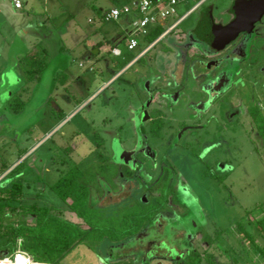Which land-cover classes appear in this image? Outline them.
Instances as JSON below:
<instances>
[{"label": "rangeland", "instance_id": "1", "mask_svg": "<svg viewBox=\"0 0 264 264\" xmlns=\"http://www.w3.org/2000/svg\"><path fill=\"white\" fill-rule=\"evenodd\" d=\"M234 1L206 0L198 10L197 0L181 4L176 19L183 18L182 32L165 33L172 42L157 44L129 67L148 45L129 51L125 39L119 45L123 55L113 57L109 43L122 24L98 19L105 7L127 0H55L49 30L53 43L66 49L53 59L59 82L68 76L73 95L44 81L30 96L20 79L0 86V155L8 164L0 184L18 180L24 187L14 210L5 211L4 225L18 220L21 206L33 204L78 222L52 185L79 164L89 204L102 218L122 220L141 208L140 200L151 208L163 202L164 208L130 240L103 246L86 239L59 264H177L163 253L175 256L191 246L201 253L208 248L216 264H264L237 227L243 223L264 249L258 226L264 218V144L248 115L252 104L264 113V17L258 33L241 35L218 53L193 33L209 6L215 25L232 22ZM98 41L106 46L87 59ZM214 57L218 65L210 71L200 65ZM225 76L230 82L218 91ZM15 98L27 102L21 114L7 109ZM21 164V174L11 176ZM205 236L215 239L210 247Z\"/></svg>", "mask_w": 264, "mask_h": 264}, {"label": "trees", "instance_id": "2", "mask_svg": "<svg viewBox=\"0 0 264 264\" xmlns=\"http://www.w3.org/2000/svg\"><path fill=\"white\" fill-rule=\"evenodd\" d=\"M164 32L163 24H159L150 31L146 40L152 43ZM193 33L197 34V41L203 44L207 42L209 47L214 50V38L205 21H200ZM24 60L29 68L25 79V84L28 85L40 78L46 68V63L40 60L35 51L29 52ZM24 108L25 101L20 98L13 99L7 107L14 113H18ZM248 115L264 144V113L259 105L252 104L248 107ZM156 129L159 131L161 125ZM22 166L21 164L12 172L11 176L20 175ZM7 170L8 164L0 155V175ZM52 190L63 202H69L70 211L77 215L80 222H71L63 218L51 207L33 204L21 206L18 220L12 224L4 225L5 211L9 207L12 208V204L21 201L24 187L23 183L18 180L11 181L7 186L0 184V258L12 256L20 248L36 262L59 264L71 249L85 242L86 239L92 238L96 242L102 243L103 246H114L117 242L130 240L154 224L155 216L164 208L163 202L154 204L151 208L150 201L140 200L141 208L136 211L129 210L124 214L122 220L102 218L98 215L96 207L89 204L91 191L80 173L79 164H75L69 171L63 173L52 185ZM12 209L14 210V208ZM29 217L32 219L29 220ZM243 225V223L237 224L241 236L248 240L256 251L264 252V249L255 245L254 236ZM258 226L264 233V218L258 221ZM203 241L207 247H210L215 239L205 236ZM176 253L175 256H172L171 252H165L163 255H165L164 258L174 260L177 264H204V261L208 264H216L208 248L201 253L196 247L191 246L187 252L183 253L178 250Z\"/></svg>", "mask_w": 264, "mask_h": 264}, {"label": "crops", "instance_id": "3", "mask_svg": "<svg viewBox=\"0 0 264 264\" xmlns=\"http://www.w3.org/2000/svg\"><path fill=\"white\" fill-rule=\"evenodd\" d=\"M21 1L23 3V7L21 9H16L13 5L12 0H9V2L5 0L2 2V4H0V86L6 85L5 82L8 79L11 80L12 78H17L22 81L23 93H27V95L30 96L31 89L34 88V86H36L37 84H40L44 81L45 83L49 82L48 85L53 90H56L59 87L57 85H59L60 83L62 88L67 93H70L71 95H73L71 92H69L70 82H69L68 76L63 78L62 82H59V79H58L59 75L57 74L59 72L58 66H57L59 63L57 59L56 60L53 59V57L60 55L66 49L65 46L60 47L58 44L53 43L52 37H51V31L49 30L53 25L52 20H51L52 14H50V12H53L52 8H55V3H53L55 0H43V4H41L42 3L41 0H21ZM132 1L133 0H127L126 3L119 5V6L112 5V6L105 7L103 10H101V12H99L100 16L98 17V19L101 18L103 20L104 13L108 11L109 9L122 8L124 6H128L131 4ZM197 1H198L197 2L198 4L202 0H197ZM204 3L205 2H203L200 5V7H202ZM29 6L33 7L32 11L34 10V7H35L36 8L35 11L32 13H29ZM37 6H40V8H38ZM182 10H183V6L180 5L178 7V12ZM93 11H97V8L95 7ZM138 17H139L138 11H132L129 15H123L118 21H116L122 24V28L118 32V34H116L113 37L111 43H109V45L111 46L110 48L111 50L114 47L119 48V45L122 44L125 39L127 40V38L133 33L134 27L132 23L135 22L138 19ZM182 19L183 18H180L177 20L176 17H173L165 21V23H163L165 32H166V27L172 26L178 22L181 23ZM89 23L93 24L94 20H89ZM155 27L151 26L150 29L152 30ZM176 30L178 32H182L179 29V26ZM165 32L162 35H164ZM160 37L156 39L154 42H152V43L156 42L155 47L157 44L161 42H165L167 40L165 38L160 40ZM168 41L170 43L173 41V39L169 38L167 42ZM144 44H147L149 46L151 43H149L146 39L141 38V43H140L139 48H142ZM105 46H106V43L102 41H98L94 43L92 46V49H96L95 51L97 52H94V53L90 52V54L87 55V59L91 60V59H96L97 57H99L101 53V49H103V47ZM148 46H146V48ZM139 48H137L136 50H138ZM146 48H144V50ZM32 51H35L38 54L40 60L46 63V68L41 73L40 78L38 80H35L34 82L26 85L25 79L27 78V72L29 68L26 64V61L24 60V57L29 52H32ZM141 54L142 52H140L138 56L134 60H132L129 67H132L134 63L137 61L141 62L142 58L144 57V56H141ZM122 55H123V52H122ZM112 56L114 57V55ZM101 59H103V57ZM82 65L83 66H80V67H85L84 64ZM107 68L109 69L111 73H113L109 67ZM117 75L114 76L112 79L115 80L116 78L120 76V75L118 76ZM85 87L86 86L82 84L80 85V88H82L83 91H85ZM73 97L76 98L75 96ZM26 103L27 102L25 101V105ZM56 109L58 108L56 107ZM22 111L19 112V114H21ZM260 220L261 218L258 219V221ZM250 222H252V220H250ZM259 253L262 257H264V252L259 251Z\"/></svg>", "mask_w": 264, "mask_h": 264}, {"label": "built area", "instance_id": "4", "mask_svg": "<svg viewBox=\"0 0 264 264\" xmlns=\"http://www.w3.org/2000/svg\"><path fill=\"white\" fill-rule=\"evenodd\" d=\"M188 0H133L130 5L122 8H112L106 11L103 15L105 22H116L123 15H129L132 11H138V19L132 23L134 27L133 33L127 38V49L134 51L140 47L141 38L146 39L149 35L151 26H157L165 23L170 18L176 17L178 14V7L187 2ZM206 0H202L194 10L198 9L200 5ZM13 5L16 9H21L23 3L21 0H12ZM189 15V13L187 14ZM180 22L166 27V34L172 30H176ZM165 35V34H164ZM162 36L161 40L164 38ZM155 43H151L144 51L141 56H145L151 49L155 47ZM112 55L120 57L122 51L118 47H114L111 50ZM80 66H83L82 64ZM264 108V107H263ZM20 246V242H19ZM0 264H47L36 262L26 252L20 248L12 255L4 258H0Z\"/></svg>", "mask_w": 264, "mask_h": 264}, {"label": "water", "instance_id": "5", "mask_svg": "<svg viewBox=\"0 0 264 264\" xmlns=\"http://www.w3.org/2000/svg\"><path fill=\"white\" fill-rule=\"evenodd\" d=\"M212 10L213 6H209L204 11L205 23L214 38V50L220 52L230 44L234 43L241 35L247 34L249 36L255 30L256 24L264 17V0L234 1L232 7L234 19L225 26L214 24ZM217 65L218 61H211L207 64V69L210 70ZM224 83V80L220 82L217 88L218 91L224 86ZM148 119L149 114L146 111L143 114V120L146 121Z\"/></svg>", "mask_w": 264, "mask_h": 264}, {"label": "flooded vegetation", "instance_id": "6", "mask_svg": "<svg viewBox=\"0 0 264 264\" xmlns=\"http://www.w3.org/2000/svg\"><path fill=\"white\" fill-rule=\"evenodd\" d=\"M259 23V22H258ZM256 24V26H255V30L250 34L251 36H253V35H255L256 33H258L259 32V30H261V28L262 27H259V25L260 24ZM243 35H245V36H247V34H243ZM215 58V57H214ZM211 61H217L216 60V58L215 59H210V60H208V61H203V62H201L200 61V65L201 66H204L205 64H208L209 62H211ZM211 70V69H210ZM209 70V71H210ZM202 73H200V75H201ZM198 76V75H197ZM224 80V86L223 87H225L229 82H230V80L225 76V77H221L220 79H219V81L217 82V84H216V86L218 85V84H220V82H222ZM222 87V88H223ZM144 111H147L148 112V109L146 110V109H144ZM148 114H149V112H148ZM159 123H161V120H159Z\"/></svg>", "mask_w": 264, "mask_h": 264}]
</instances>
